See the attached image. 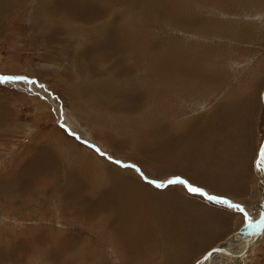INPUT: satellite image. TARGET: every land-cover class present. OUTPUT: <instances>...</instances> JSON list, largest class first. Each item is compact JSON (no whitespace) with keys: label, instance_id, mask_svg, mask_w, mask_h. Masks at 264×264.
Segmentation results:
<instances>
[{"label":"rangeland","instance_id":"rangeland-1","mask_svg":"<svg viewBox=\"0 0 264 264\" xmlns=\"http://www.w3.org/2000/svg\"><path fill=\"white\" fill-rule=\"evenodd\" d=\"M263 96L264 0H0V264L239 254Z\"/></svg>","mask_w":264,"mask_h":264},{"label":"water","instance_id":"water-1","mask_svg":"<svg viewBox=\"0 0 264 264\" xmlns=\"http://www.w3.org/2000/svg\"><path fill=\"white\" fill-rule=\"evenodd\" d=\"M264 98V96H263ZM257 167L259 170H261L264 173V143L262 144V147L259 150L258 156H257ZM209 197V196H207ZM214 197V196H211ZM219 199V198H217ZM232 205V204H231ZM262 208L264 209V199L262 201ZM248 224L253 226V231L244 239V248L239 254H236L231 252L227 247H215L208 251L205 255V257L202 259V261H207L211 258L212 254H224L228 257H237V255H242L246 250H248V247L252 244L254 240L258 237V235L262 232L264 227V212L261 214L260 218L257 221L251 222L247 220Z\"/></svg>","mask_w":264,"mask_h":264},{"label":"snow or ice","instance_id":"snow-or-ice-1","mask_svg":"<svg viewBox=\"0 0 264 264\" xmlns=\"http://www.w3.org/2000/svg\"><path fill=\"white\" fill-rule=\"evenodd\" d=\"M97 151H99V150L97 149ZM109 159H111V158H109ZM115 163L119 164L121 162L120 161H115ZM131 167H134V166H131ZM168 183H170V184H173V183L186 184L187 182L186 181H183V180H179V179H173V180H170ZM159 186H161V185H157V187H159ZM189 189L191 191H194V192H199L200 191V189H198V188H192L191 186H189ZM208 199L209 200H215L217 198L216 197L209 196ZM218 202L219 203L226 204V205H229V207L232 206V205L229 204V202L226 199H220V200H218Z\"/></svg>","mask_w":264,"mask_h":264},{"label":"bare ground","instance_id":"bare-ground-1","mask_svg":"<svg viewBox=\"0 0 264 264\" xmlns=\"http://www.w3.org/2000/svg\"><path fill=\"white\" fill-rule=\"evenodd\" d=\"M131 188V187H130ZM128 189V188H127ZM132 190V189H131ZM133 192V191H132ZM118 193V192H117ZM208 195V194H207ZM210 196H214V197H216V198H219V199H226L227 201H230L229 199H227V198H224V197H222V196H216V195H212V194H210ZM142 202V201H141ZM231 202V201H230ZM117 203V202H116ZM231 204L232 205H236V204H234V203H232L231 202ZM141 205V204H140ZM126 206H127V204H126ZM131 208V207H130ZM141 211V210H140ZM128 215L129 214V212L127 213L126 212V210H123L121 213H119L117 216H118V218L120 219V218H123L124 217V215ZM119 226V225H118ZM132 228V227H131ZM171 228V227H170ZM264 228V227H263ZM216 247H222L221 245H219V246H216ZM213 248H215V247H213ZM212 248V249H213ZM210 251V250H209ZM232 252V251H231ZM246 252V251H245ZM182 253V252H181ZM237 253H235V255H236ZM214 254H212V256H211V258L209 259V260H207V262H208V264H212V258L214 257L213 256Z\"/></svg>","mask_w":264,"mask_h":264}]
</instances>
